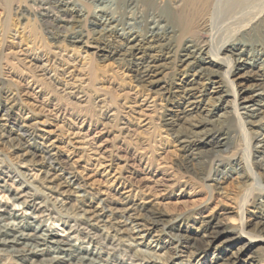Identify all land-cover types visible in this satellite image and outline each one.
<instances>
[{"label":"rangeland","instance_id":"1","mask_svg":"<svg viewBox=\"0 0 264 264\" xmlns=\"http://www.w3.org/2000/svg\"><path fill=\"white\" fill-rule=\"evenodd\" d=\"M9 4L0 0V116L6 112L0 133L17 138L26 130L28 136L20 141L29 145L31 154L22 157L24 150L0 138V183L15 191L17 182L24 181L31 202L41 201L35 215L55 207L44 223L61 237L70 230L72 215L79 209L99 213L103 221L97 223L94 235H69L75 234L72 242L84 250L82 254L88 250L107 264H148L139 257L129 258L117 242L103 243L118 220L127 218V228L135 232L120 234L123 242L140 239L137 247L155 250L161 258L156 264H264V231L256 227L264 223V190L251 187L237 118H223L227 123L217 125L221 107L232 109L230 86L222 79L226 95L220 105L208 103L204 95L200 106L211 110L207 118L213 121L197 126L206 134L201 148H193L181 140L204 112L184 111L173 63L154 77L160 79L158 85L143 88L135 81L127 57L96 53L95 45L111 40L95 39L87 19L75 28L86 44L73 45L62 36L51 37L55 28L30 0ZM79 6L81 2L76 1ZM144 13L148 18L150 12ZM230 15L217 14L215 26L233 22L236 17ZM136 29L146 30L144 26ZM203 32L198 30L196 36L209 38L210 33ZM171 42L176 46L178 39L173 37ZM160 85L166 91L154 92ZM210 88L205 86L204 93ZM143 97L149 106H139ZM171 117L175 122L170 127L166 123ZM248 127L258 135L264 133L260 124ZM257 134L252 133L248 142L252 152ZM224 136L225 146L212 151L213 141ZM45 170L54 180H42ZM0 203L19 209L22 215L31 212L28 207H13L1 187ZM17 263L0 256V264Z\"/></svg>","mask_w":264,"mask_h":264},{"label":"bare ground","instance_id":"2","mask_svg":"<svg viewBox=\"0 0 264 264\" xmlns=\"http://www.w3.org/2000/svg\"><path fill=\"white\" fill-rule=\"evenodd\" d=\"M5 1L7 5H10L11 0ZM30 1L42 10L40 15L43 19L51 21L56 30L51 34V37L56 39L62 36L73 45L86 44L80 29L76 30L75 28L81 21L87 19L88 24L90 23L92 26L90 32L95 36V39L99 41L101 39L111 40V43L95 45L96 53L99 55L105 52L117 53L121 58L127 57L133 67L135 81L143 88H151L153 84L156 85L160 79H154V77L170 63H173L177 67L180 81L176 87L185 100L184 111L196 109L198 115L204 112L199 115L196 123L191 121L192 124L189 128L186 127V135L181 140L182 143L190 144L193 148L199 149L206 134L205 131H197V126H200L202 122L205 126L213 121L207 118L211 110L200 106V102L206 95L208 103L220 105L226 95V91L221 87L223 79L232 91V100L230 101L232 109L231 111L226 110L225 105L221 107L222 112L217 115V119H221V121L218 120L217 125L219 123L222 125L225 121L222 120L223 118L231 119L232 116L237 118L242 140L245 142L244 164L250 172L251 187L264 190V133L258 135L257 131H251L248 127L253 124H260L264 127V123H262L264 122V0H159L157 3L155 0ZM76 1L81 2L82 7H76ZM145 11L150 12L148 18H145ZM234 13H238L237 17ZM217 14L221 16L231 14L230 16L236 17L235 20H237H234L235 22L230 20L227 24H223L224 27H216L213 19ZM124 16L128 18L126 21L123 19ZM217 17L219 19V16ZM66 25L68 26L66 27ZM118 25H120L119 31L117 30ZM139 26H144L145 32L138 31L136 28ZM198 30L204 31L203 33L209 32V38L201 39L196 36ZM173 37L178 39L177 45H174L177 48L175 50H173L174 46L171 42ZM112 41L116 44H113ZM235 79L242 85H238ZM207 85H211L210 91L204 93V87ZM159 91H166V87L160 85V87L154 88V92ZM146 103L147 98L143 97L139 106H145ZM5 114L6 112L1 114L0 120ZM187 119L190 120V118ZM174 122L171 117L166 124L171 127ZM252 133L257 134L254 135L253 152L249 147L251 143H248L251 142ZM9 136L0 133L1 139L4 138L3 140H6L11 146H19L21 150H24L22 157L31 154L29 145L21 144L20 141L28 136L26 130H22L17 138ZM225 139V136L215 139L211 150L217 153L225 146ZM50 163V166L53 165V161ZM255 168L262 171L257 172L254 170ZM42 172V180L50 182L54 180V177H50L49 170ZM242 174L240 177H244L245 174ZM17 183L19 186L17 189L15 188V191L7 188L4 183H0V187L2 191L9 194L13 207H16L15 205L20 206L21 209L28 207L31 212L22 215L17 213L19 209L17 211L15 208L9 209L7 204L0 203V256H7L12 262H18L17 264H107V262L97 260V257L88 250L82 254L80 251L83 249L77 248L72 242L75 234L69 235L76 233V235L80 234L85 238L90 233L94 235L96 231L98 232L97 223L103 221L99 213L93 212L92 209H79V212L72 215L73 223L70 230L64 237H61L44 223L56 208L41 210L35 215V212L42 206L41 201L31 202L32 194L26 188L25 182L20 180ZM44 215L48 217L43 219ZM127 220L128 218L122 219V221L118 220L113 227V234H106L102 238L103 243L113 245L114 242H117L116 245H122L123 250L129 253V258L139 257L148 264L158 263L161 258L156 253L154 254L155 250L152 252L137 247L140 242L137 237H135V240L138 241L136 243L134 240V242H123V235L120 234L126 231L135 232L127 228ZM256 227L260 231H264V223L259 222ZM131 235L133 234L127 236L131 237ZM105 260L107 261V259Z\"/></svg>","mask_w":264,"mask_h":264}]
</instances>
